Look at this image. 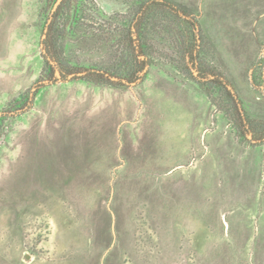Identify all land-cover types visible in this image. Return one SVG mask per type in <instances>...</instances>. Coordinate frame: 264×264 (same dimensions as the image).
Here are the masks:
<instances>
[{
    "label": "rangeland",
    "instance_id": "1",
    "mask_svg": "<svg viewBox=\"0 0 264 264\" xmlns=\"http://www.w3.org/2000/svg\"><path fill=\"white\" fill-rule=\"evenodd\" d=\"M61 1L0 0V264H264V144L242 138L225 100L216 106L191 76L186 22L154 11L141 35L133 28L151 2L188 10L212 51L205 63L263 127L264 50L248 72L224 71L201 26L216 0H71L59 17L63 63L124 76L140 36L144 79L46 73L21 111L15 99L46 70Z\"/></svg>",
    "mask_w": 264,
    "mask_h": 264
},
{
    "label": "trees",
    "instance_id": "2",
    "mask_svg": "<svg viewBox=\"0 0 264 264\" xmlns=\"http://www.w3.org/2000/svg\"><path fill=\"white\" fill-rule=\"evenodd\" d=\"M69 1L71 2V0H62L52 14V20L44 35L45 39L43 41L46 70L43 71L32 89L15 99L16 103H23L21 111H27L33 106L35 98L44 88L42 79L46 73L49 75L47 78L52 80H58V77L63 80L73 78L75 80H84L96 85H120L122 83L132 85L144 79L149 62L145 59L146 53L144 51V46L137 45L136 43L140 41V36L138 41L135 38L131 40V49L133 51L132 63L134 67H132L131 72L124 76L118 75L115 77V75H110L109 73H99L91 70L76 72L63 63L62 57L57 51L59 40L62 37L59 17L67 8V4L70 3ZM154 11H157V13L162 16L164 14H171L177 19L186 22L191 27L194 44L184 49L186 52L184 51L183 53L185 54L186 62L189 65L191 76L200 82L208 97L214 101L216 106L222 108L219 103H216L215 101V99H217L216 95L219 96V101L220 99L225 100V106L227 107L224 111L242 138L246 139L252 145L264 144V127L249 119L246 112L241 107V101L234 91L233 85L222 71L217 67H209L205 63L204 56H210L212 51H210L211 49L209 50V48H206L207 46L202 36L199 20L195 19L188 10L182 8L178 4L168 1L151 2L146 4L138 14L137 22L140 23L137 27L134 26L133 28L134 32L138 33L137 35H141V27L146 25L148 20L152 18L151 14ZM260 86L261 85H259V87Z\"/></svg>",
    "mask_w": 264,
    "mask_h": 264
},
{
    "label": "crops",
    "instance_id": "3",
    "mask_svg": "<svg viewBox=\"0 0 264 264\" xmlns=\"http://www.w3.org/2000/svg\"><path fill=\"white\" fill-rule=\"evenodd\" d=\"M214 6L201 22L204 37L228 66L224 71L248 72L264 50V0H216Z\"/></svg>",
    "mask_w": 264,
    "mask_h": 264
}]
</instances>
